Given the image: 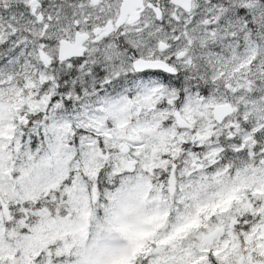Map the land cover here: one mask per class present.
I'll use <instances>...</instances> for the list:
<instances>
[{
  "label": "snow or ice",
  "instance_id": "1",
  "mask_svg": "<svg viewBox=\"0 0 264 264\" xmlns=\"http://www.w3.org/2000/svg\"><path fill=\"white\" fill-rule=\"evenodd\" d=\"M0 264H264V0H0Z\"/></svg>",
  "mask_w": 264,
  "mask_h": 264
}]
</instances>
